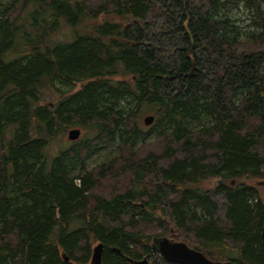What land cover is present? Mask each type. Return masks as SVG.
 <instances>
[{
	"label": "trees",
	"instance_id": "1",
	"mask_svg": "<svg viewBox=\"0 0 264 264\" xmlns=\"http://www.w3.org/2000/svg\"><path fill=\"white\" fill-rule=\"evenodd\" d=\"M262 188L264 0L0 5V264H264Z\"/></svg>",
	"mask_w": 264,
	"mask_h": 264
},
{
	"label": "water",
	"instance_id": "2",
	"mask_svg": "<svg viewBox=\"0 0 264 264\" xmlns=\"http://www.w3.org/2000/svg\"><path fill=\"white\" fill-rule=\"evenodd\" d=\"M154 117L146 115L143 117V124L150 126ZM81 130L73 128L66 131L68 141H77L80 138ZM262 239L264 240V226L262 229ZM153 248L157 250L163 260L169 264H235L231 261H212L201 252L189 248L184 242L172 241L169 238H160L155 241ZM103 245L98 243L92 250L90 264H101V254ZM132 264H148L147 259L132 262Z\"/></svg>",
	"mask_w": 264,
	"mask_h": 264
},
{
	"label": "rangeland",
	"instance_id": "3",
	"mask_svg": "<svg viewBox=\"0 0 264 264\" xmlns=\"http://www.w3.org/2000/svg\"><path fill=\"white\" fill-rule=\"evenodd\" d=\"M8 0H0V5L4 4ZM230 16L234 19L240 20V21H245L246 18V13L243 12L240 8H232L230 12ZM67 32V31H65ZM63 89V88H62ZM58 93L57 92H50L47 91L45 94L42 95V101L41 103L45 104H51V102H54L58 98ZM60 97V96H59ZM147 114H143L140 118L141 122L143 120V117L146 116ZM206 120L201 121L200 123H196L192 125V128H198L201 125L205 124ZM83 131H81V134ZM150 138H153V135L150 136ZM151 140V139H150ZM69 142L66 138V134L61 138L60 141L57 143H53L52 146L49 149V154H55L59 149L63 148V146ZM115 145L116 144H111L106 147H103L101 149H98L94 151L93 153L90 154V156L86 159L85 161V167L87 169H90L94 167L97 163L104 161L107 157L113 154V151L115 150ZM216 181H212V183H215ZM264 188H262L263 191Z\"/></svg>",
	"mask_w": 264,
	"mask_h": 264
}]
</instances>
